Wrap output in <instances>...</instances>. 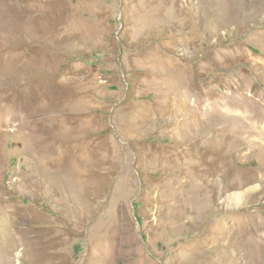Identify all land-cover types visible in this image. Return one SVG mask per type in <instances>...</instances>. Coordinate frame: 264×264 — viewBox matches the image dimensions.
Returning <instances> with one entry per match:
<instances>
[{
    "label": "rangeland",
    "instance_id": "obj_1",
    "mask_svg": "<svg viewBox=\"0 0 264 264\" xmlns=\"http://www.w3.org/2000/svg\"><path fill=\"white\" fill-rule=\"evenodd\" d=\"M263 139L264 0H0V264H264Z\"/></svg>",
    "mask_w": 264,
    "mask_h": 264
},
{
    "label": "bare ground",
    "instance_id": "obj_2",
    "mask_svg": "<svg viewBox=\"0 0 264 264\" xmlns=\"http://www.w3.org/2000/svg\"><path fill=\"white\" fill-rule=\"evenodd\" d=\"M256 127V126H255ZM263 132V131H262ZM260 133V132H259ZM264 140V139H263ZM257 146H259V144L257 145ZM233 196V197H232ZM232 196H230L229 198L231 199V201H230V203L231 204H233V203H235L234 204V207H238L240 204H238V203H240L242 200H244V199H242V197H243V193H235V194H233ZM232 197V198H231Z\"/></svg>",
    "mask_w": 264,
    "mask_h": 264
}]
</instances>
